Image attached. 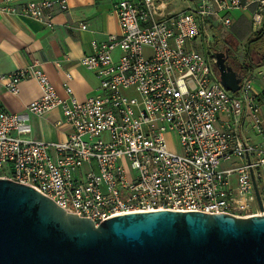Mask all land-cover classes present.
Returning <instances> with one entry per match:
<instances>
[{
    "label": "built area",
    "instance_id": "2783aa9c",
    "mask_svg": "<svg viewBox=\"0 0 264 264\" xmlns=\"http://www.w3.org/2000/svg\"><path fill=\"white\" fill-rule=\"evenodd\" d=\"M185 1L182 10L173 0L113 1L118 33L92 40L91 54L78 60L97 81L84 100L69 71L60 96L37 61L0 74L12 96L23 80L40 90L24 113L0 108V178L95 225L157 210L264 214V78L246 70L231 92L215 56L231 50L224 32L235 10L251 11L253 34L264 32V0ZM68 9V0H0V12L48 29ZM52 110L65 138H32L30 115Z\"/></svg>",
    "mask_w": 264,
    "mask_h": 264
},
{
    "label": "water",
    "instance_id": "95a60500",
    "mask_svg": "<svg viewBox=\"0 0 264 264\" xmlns=\"http://www.w3.org/2000/svg\"><path fill=\"white\" fill-rule=\"evenodd\" d=\"M215 56L221 84L237 91L243 73L229 65L228 49ZM0 264H264V214L157 210L95 225L0 178Z\"/></svg>",
    "mask_w": 264,
    "mask_h": 264
},
{
    "label": "crops",
    "instance_id": "0c3cea01",
    "mask_svg": "<svg viewBox=\"0 0 264 264\" xmlns=\"http://www.w3.org/2000/svg\"><path fill=\"white\" fill-rule=\"evenodd\" d=\"M67 12L55 13L54 27L46 28L44 25L22 16H14L0 12V74H7L16 68L27 66L37 61L47 74L60 96H64L62 84L65 80L64 72L72 75L69 84L74 96L84 100L95 93L97 81L92 72L79 65V58L91 54V41L106 40L108 34H117L118 24L112 11L115 0H68ZM174 8L182 10L187 7L185 0H173ZM232 25L224 32L237 43V51L248 48L251 30V13L249 11L235 10L231 13ZM239 18H246L250 24L248 33L240 41L231 31ZM79 23L86 25L82 30ZM259 34L264 35V32ZM254 37L249 46L260 43L264 45V36ZM225 40V39H224ZM225 46H229L225 42ZM248 71L259 73L264 78V61L256 67H248ZM40 95L35 80H23L19 85V93L12 96L0 85V108L14 112L24 113L25 108ZM58 110H52L42 116L30 115V136L36 140L61 141L66 136L64 127L56 126L55 120L59 118Z\"/></svg>",
    "mask_w": 264,
    "mask_h": 264
},
{
    "label": "rangeland",
    "instance_id": "374dc122",
    "mask_svg": "<svg viewBox=\"0 0 264 264\" xmlns=\"http://www.w3.org/2000/svg\"><path fill=\"white\" fill-rule=\"evenodd\" d=\"M251 13V11H249ZM231 31L238 37V40L240 41L243 39L248 33L250 34V24L247 22L246 18H239V20L233 25L231 28ZM262 34H259V36ZM264 36V35H262ZM254 37H258V35L250 34L249 39H253ZM233 39L229 36L225 37V42L229 44V46H232L231 41ZM233 48V46H232ZM245 63H251L249 56L247 55V51H244L241 49L240 52L237 51V48L231 49L229 52V65L235 70H237L239 67H244ZM248 70V67L246 68ZM125 94H129V92H125ZM167 139L169 140L170 144L172 146L175 145V138L173 135H168Z\"/></svg>",
    "mask_w": 264,
    "mask_h": 264
},
{
    "label": "trees",
    "instance_id": "16d2710c",
    "mask_svg": "<svg viewBox=\"0 0 264 264\" xmlns=\"http://www.w3.org/2000/svg\"><path fill=\"white\" fill-rule=\"evenodd\" d=\"M261 33V32H260ZM255 35H259V33L255 34ZM231 41V39H229ZM253 40H248V48L246 50L247 51V55L250 58L251 63H245V66L239 67L237 69V71H240L242 73H244L247 69V67L253 68L256 67L258 65H260L262 63V61H264V45H261L260 43H258L257 45H253V46H249V43L252 42ZM233 48L231 47V49H235L237 48V43L233 41H231ZM228 52H230L231 50L229 48ZM236 70V69H235Z\"/></svg>",
    "mask_w": 264,
    "mask_h": 264
}]
</instances>
